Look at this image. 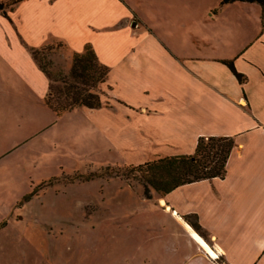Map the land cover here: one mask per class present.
I'll return each mask as SVG.
<instances>
[{
	"label": "crops",
	"instance_id": "0c3cea01",
	"mask_svg": "<svg viewBox=\"0 0 264 264\" xmlns=\"http://www.w3.org/2000/svg\"><path fill=\"white\" fill-rule=\"evenodd\" d=\"M143 1L146 17L131 0H21L0 10V130L23 135L2 156L31 143L47 145L54 166H138L194 155L201 138H233L225 177L140 199L130 212L132 236L143 239L132 264H264V7ZM53 41L67 63L90 45L110 69L103 107L58 116L46 105L49 79L31 49ZM73 117L78 128L65 125Z\"/></svg>",
	"mask_w": 264,
	"mask_h": 264
},
{
	"label": "rangeland",
	"instance_id": "374dc122",
	"mask_svg": "<svg viewBox=\"0 0 264 264\" xmlns=\"http://www.w3.org/2000/svg\"><path fill=\"white\" fill-rule=\"evenodd\" d=\"M131 1L146 17L144 1ZM59 43H49L52 50L40 56L52 62L50 71L57 79L68 75L73 63V56L65 62L66 47ZM103 96L109 98V92ZM81 122L73 117L65 125L78 128ZM22 136L0 130V264H132L135 246L143 239L132 236L136 227L130 225V212L146 198L143 185L129 172L134 165L104 166L101 157L99 164L83 159L73 166H54L46 161L48 146L44 150L31 143L3 157ZM151 196L161 194L151 191Z\"/></svg>",
	"mask_w": 264,
	"mask_h": 264
},
{
	"label": "trees",
	"instance_id": "16d2710c",
	"mask_svg": "<svg viewBox=\"0 0 264 264\" xmlns=\"http://www.w3.org/2000/svg\"><path fill=\"white\" fill-rule=\"evenodd\" d=\"M20 1L0 2V10L6 13V10L13 8ZM235 2L258 4L264 7V0H222L221 6ZM52 48L46 45L31 49L33 58L49 79L46 105L58 116L81 107L89 109L103 107L105 104L102 99V85L107 82L110 69L100 63L92 46L88 45L82 54L73 55L69 74L60 79L55 78L50 71L52 62H44L40 57ZM225 63L237 78L243 81V76L236 72L233 62ZM58 83H62L63 86H58ZM234 147L233 138H201L194 155L158 158L142 165L132 166L129 172L136 175L144 187L146 198L151 199V191L166 195L186 184L225 177L227 163ZM33 194L34 192L24 200L29 201ZM191 224L206 237L196 218L191 220Z\"/></svg>",
	"mask_w": 264,
	"mask_h": 264
},
{
	"label": "bare ground",
	"instance_id": "6f19581e",
	"mask_svg": "<svg viewBox=\"0 0 264 264\" xmlns=\"http://www.w3.org/2000/svg\"><path fill=\"white\" fill-rule=\"evenodd\" d=\"M195 234V233H194ZM196 238L200 241V243L204 246L205 250L214 258H217L216 253L210 248L208 247V245H206L203 240L197 235L195 234Z\"/></svg>",
	"mask_w": 264,
	"mask_h": 264
}]
</instances>
